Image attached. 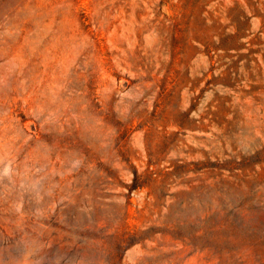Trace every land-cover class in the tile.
Listing matches in <instances>:
<instances>
[{
    "label": "rangeland",
    "instance_id": "rangeland-1",
    "mask_svg": "<svg viewBox=\"0 0 264 264\" xmlns=\"http://www.w3.org/2000/svg\"><path fill=\"white\" fill-rule=\"evenodd\" d=\"M0 264H264V0H0Z\"/></svg>",
    "mask_w": 264,
    "mask_h": 264
}]
</instances>
